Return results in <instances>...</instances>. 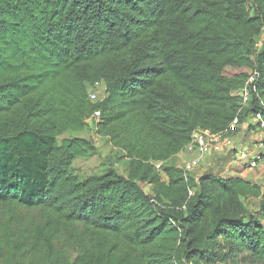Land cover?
<instances>
[{"label": "trees", "instance_id": "obj_1", "mask_svg": "<svg viewBox=\"0 0 264 264\" xmlns=\"http://www.w3.org/2000/svg\"><path fill=\"white\" fill-rule=\"evenodd\" d=\"M263 35L264 0H0V264H264L261 187L170 163L264 122ZM95 112L127 175L73 172Z\"/></svg>", "mask_w": 264, "mask_h": 264}, {"label": "built area", "instance_id": "obj_2", "mask_svg": "<svg viewBox=\"0 0 264 264\" xmlns=\"http://www.w3.org/2000/svg\"><path fill=\"white\" fill-rule=\"evenodd\" d=\"M250 77L245 83V87L241 90L242 105H245L249 100V87L254 82V75ZM254 90V87H251ZM91 101L96 99L95 94L89 95ZM99 120V112H95L86 122L89 126L96 124ZM255 127L261 136V140L257 141L252 149L238 148L233 141V135L239 128L238 118H235L228 128L221 133H210L209 131L196 130L192 133L190 142L186 145L181 152L186 156L182 164V171L186 174H193L199 169L206 156L210 153L222 154L233 156L236 164L247 170H253L264 164V122L260 116L252 117L249 122ZM248 123L242 125V129H246ZM180 153V154H181ZM158 167V165H157Z\"/></svg>", "mask_w": 264, "mask_h": 264}, {"label": "rangeland", "instance_id": "obj_3", "mask_svg": "<svg viewBox=\"0 0 264 264\" xmlns=\"http://www.w3.org/2000/svg\"><path fill=\"white\" fill-rule=\"evenodd\" d=\"M264 42V35L260 37L257 41V48L260 49L261 45ZM88 94H95L96 99L92 101H97L102 93H103V85L96 84L95 86L88 87L87 90ZM91 100V99H90ZM94 129L91 126H87L81 133H78L77 136L85 139L91 140L97 148V153L89 158L78 159L73 164V172L80 178L84 179L91 175H98L103 174L107 171L108 168L113 167L115 168L119 174L127 175L128 173V166L127 162H125L120 155L114 151L111 146L103 139L95 136ZM64 137H69V135H65ZM185 158L186 156L183 155ZM183 157H175L170 163L182 166L183 162L186 160ZM160 166V164H158ZM202 166L193 172V175H199L198 171H202ZM253 170L257 172L253 174H249L246 180L251 181L252 183H256L260 185L262 191H264V165L259 166ZM262 172L263 174H259ZM164 180H166L165 176L162 174ZM255 179V180H254ZM153 187L148 186L145 188V191L148 193ZM257 201L254 200H244L243 206L246 210L253 211V209L257 208ZM221 248L225 253H228L227 246L222 242ZM76 256V252H72L70 255V260L72 261ZM198 264H204L203 262H199ZM213 264H258L254 263L245 253L236 256L234 259L228 257H220L217 262Z\"/></svg>", "mask_w": 264, "mask_h": 264}, {"label": "crops", "instance_id": "obj_4", "mask_svg": "<svg viewBox=\"0 0 264 264\" xmlns=\"http://www.w3.org/2000/svg\"><path fill=\"white\" fill-rule=\"evenodd\" d=\"M260 140H261V136L256 129L250 131H248L247 129H242L238 133L233 135L234 144L241 149L244 148L252 149L255 143ZM177 157L185 158L182 153L179 154ZM201 169L202 171L196 172L199 175L195 174L194 175L195 177H199L204 174H212L214 176L221 178L238 176L246 179L249 174H253L257 172L256 170H247L242 168L240 165L234 162L233 156L226 155L225 153L222 154L210 153L204 159ZM259 174L261 175L263 173L260 172Z\"/></svg>", "mask_w": 264, "mask_h": 264}]
</instances>
